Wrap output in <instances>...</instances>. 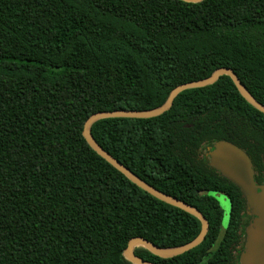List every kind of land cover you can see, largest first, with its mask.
Here are the masks:
<instances>
[{
    "label": "trees",
    "instance_id": "16d2710c",
    "mask_svg": "<svg viewBox=\"0 0 264 264\" xmlns=\"http://www.w3.org/2000/svg\"><path fill=\"white\" fill-rule=\"evenodd\" d=\"M219 68L264 105V0H0V264H132L123 252L134 237L162 248L194 240L201 222L129 181L83 128L98 112L160 107ZM91 131L209 222L182 255L139 247L137 256L235 264L246 201L200 150L219 141L243 149L263 184L264 114L229 76L180 93L161 116L103 119ZM210 193L226 195L227 217Z\"/></svg>",
    "mask_w": 264,
    "mask_h": 264
},
{
    "label": "water",
    "instance_id": "95a60500",
    "mask_svg": "<svg viewBox=\"0 0 264 264\" xmlns=\"http://www.w3.org/2000/svg\"><path fill=\"white\" fill-rule=\"evenodd\" d=\"M186 3H200L203 0H180ZM229 76L238 89L241 96L249 102L254 108L264 114V105L260 103L243 85L237 74L230 68H219L211 76L181 84L174 88L166 102L157 108L149 110H114L103 111L93 114L84 124L83 137L88 145L105 161L112 165L117 171L123 174L133 184L152 195L153 197L177 207L201 222V231L192 241L177 247L162 248L152 243L144 237L132 238L127 248L123 252L124 258L132 264H156L145 260L135 254V249L144 247L156 256L161 258H173L182 255L195 247L199 246L205 239L209 222L206 217L194 206L170 196L152 185L145 182L119 160L105 151L92 135V126L103 119L113 118H131V119H149L161 116L171 109L175 98L182 92L189 89L205 88L215 84L221 77ZM210 167L218 171L222 176L232 181L242 192L247 206L250 208L253 219L246 228V235L243 244V250L239 259L240 264H264V185H258L255 180L253 163L246 152L225 141H219L210 150ZM215 194V193H210ZM220 194L226 197V195ZM227 198V197H226Z\"/></svg>",
    "mask_w": 264,
    "mask_h": 264
},
{
    "label": "rangeland",
    "instance_id": "374dc122",
    "mask_svg": "<svg viewBox=\"0 0 264 264\" xmlns=\"http://www.w3.org/2000/svg\"><path fill=\"white\" fill-rule=\"evenodd\" d=\"M208 145L209 144H205L200 150L201 156L205 161L207 160V153H208L207 152V146ZM263 185H264V183H263ZM211 195L219 201L220 206L224 210L226 217H227V215L229 213V201H228V199L225 196L220 195V194H216V193L211 194ZM252 219H253V216H252L251 210L246 204V207L242 212V223H241V228H240L241 245H240V248L238 249V251L235 253V260H234L235 264H239L238 262H239V259L241 256V252L243 250L242 248H243L245 235H246L245 231H246V228L250 225ZM226 221H227V219L225 218V223H226Z\"/></svg>",
    "mask_w": 264,
    "mask_h": 264
},
{
    "label": "flooded vegetation",
    "instance_id": "af4514ba",
    "mask_svg": "<svg viewBox=\"0 0 264 264\" xmlns=\"http://www.w3.org/2000/svg\"><path fill=\"white\" fill-rule=\"evenodd\" d=\"M217 143V142H216ZM216 143H212V144H209L208 146H207V162H208V164L210 165V157L208 156V154H209V152H210V150L211 149H213V146L216 144ZM212 168V167H211ZM253 168H254V165H253ZM213 169V168H212ZM215 170V169H214ZM218 172V171H217ZM254 172H255V180H256V171H255V168H254ZM258 184V183H257ZM258 185H263V184H258ZM239 248H240V246H239ZM238 248V249H239ZM239 263V262H238ZM240 264V263H239Z\"/></svg>",
    "mask_w": 264,
    "mask_h": 264
}]
</instances>
